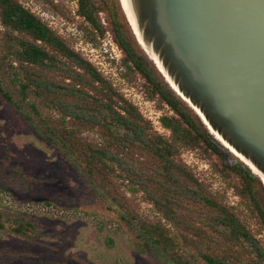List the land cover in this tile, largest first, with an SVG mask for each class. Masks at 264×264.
<instances>
[{
    "label": "rangeland",
    "instance_id": "obj_1",
    "mask_svg": "<svg viewBox=\"0 0 264 264\" xmlns=\"http://www.w3.org/2000/svg\"><path fill=\"white\" fill-rule=\"evenodd\" d=\"M16 1L91 62L114 99L122 102V98L137 109L148 133L171 138L160 118L174 115L173 111L152 92L114 41L108 9L115 11L120 0H92L95 24L79 14L78 0ZM8 32L0 21V60L6 54L4 37ZM13 71L2 69L4 87L25 110L34 103L37 112L27 118L0 93V219L4 225L0 229V264H163L141 249L122 214L160 225L178 254L193 264H206L196 253L211 234L207 222L213 212L189 202L177 208L174 219L164 218L142 187L154 190L152 179L158 177V164L137 147L125 154L131 170L97 162L93 174H87L90 147L117 151L108 132L71 117L63 119L58 109L31 93L21 98L18 85L11 80ZM45 74L63 81L58 72ZM90 88L87 85L85 89ZM36 127L43 134L49 133L48 128L56 129L64 134L68 146L56 138L48 143L36 133ZM174 158L199 182L202 191L232 212L264 248V226L236 170L240 159L232 152L218 154L201 142L179 146ZM45 200L52 205H46ZM16 220L32 222L34 232L27 236L15 233ZM240 250L249 264H257L247 248Z\"/></svg>",
    "mask_w": 264,
    "mask_h": 264
},
{
    "label": "trees",
    "instance_id": "obj_2",
    "mask_svg": "<svg viewBox=\"0 0 264 264\" xmlns=\"http://www.w3.org/2000/svg\"><path fill=\"white\" fill-rule=\"evenodd\" d=\"M78 5L79 14L95 24L96 6L93 1L78 0ZM108 13L114 41L123 51L125 59L174 113L160 118L162 125L171 131L170 139L148 133L137 109L122 98L119 100L122 102L114 99L111 88L92 63L68 47L46 23L16 0H0V21L9 30L4 37L6 54L0 60L1 95L27 118H30L31 112H37L34 103L29 110H25L4 87L2 69H13L11 80L18 85L21 98L31 93L58 109L63 119L71 117L108 132L117 151L90 147L87 174H93L97 162L107 167L110 163H116L124 170H131L125 154L135 147L155 161L158 164V177L152 179L155 188L151 191L142 187L164 218L174 219L178 214L177 208L182 209L189 202L213 212L207 222L211 234L207 236L205 247L197 248L196 253L206 264H249L242 256L241 247L249 250L257 264H264V248L257 238L232 212L208 197L199 182L174 158L179 146H195L200 142L221 155L229 154V150L170 87L153 60L144 53L120 3L115 11L108 9ZM46 71L58 72L63 81L60 83L49 79ZM87 85L91 87L88 90L85 89ZM48 130L49 133L43 134L36 127V133L48 143L52 144L56 138L63 146H68L64 134L56 129ZM236 166L264 226V185L244 162L240 160ZM44 203L52 205L49 200ZM121 217L139 239L141 249L159 258L163 264H193L175 251L173 240L160 225L137 221L126 214ZM16 223L13 231L19 235L27 236L35 230L30 221L16 220ZM2 228L4 225L0 219Z\"/></svg>",
    "mask_w": 264,
    "mask_h": 264
},
{
    "label": "water",
    "instance_id": "obj_3",
    "mask_svg": "<svg viewBox=\"0 0 264 264\" xmlns=\"http://www.w3.org/2000/svg\"><path fill=\"white\" fill-rule=\"evenodd\" d=\"M126 2L170 87L264 185V0Z\"/></svg>",
    "mask_w": 264,
    "mask_h": 264
},
{
    "label": "bare ground",
    "instance_id": "obj_4",
    "mask_svg": "<svg viewBox=\"0 0 264 264\" xmlns=\"http://www.w3.org/2000/svg\"><path fill=\"white\" fill-rule=\"evenodd\" d=\"M121 2H122V4H123V6H124V9H125V11H126V14H127V16H128V18H129V20H130V22H131V24H132V26H133V29L135 30V33H136V35H137V37H138V39H139V41L141 42L142 40H141V37H140V34H139V32H138V30L136 29V25H135V21H134V17H133V15H132V13H131V11H130V9H129V7H128V4H127V2H126V0H121ZM146 47V46H145ZM147 51H148V53L150 54V56L155 60V62L157 63V65L162 69V67H161V64H160V62H158V59H157V57H156V55L151 51V49L150 48H148L147 47ZM171 84L173 85V82L171 81ZM176 87V86H175ZM196 111H198V109H196ZM201 115V114H200ZM215 136L230 150V152H232L236 157H238L241 161H243L244 163H246V164H248L251 168H252V170L254 171V172H256V173H259L257 170H256V168H254V166H252V164H250V162L248 161V160H246L241 154H239L238 152H236L232 147H230L224 140H222L221 138H220V136L219 135H217V134H215ZM261 176H262V180H263V182H264V176L261 174Z\"/></svg>",
    "mask_w": 264,
    "mask_h": 264
}]
</instances>
